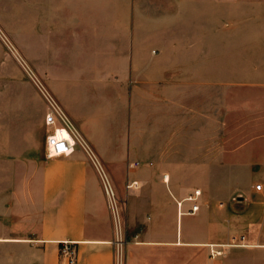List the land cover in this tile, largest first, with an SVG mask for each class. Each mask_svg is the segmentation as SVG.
<instances>
[{"label": "crops", "instance_id": "1", "mask_svg": "<svg viewBox=\"0 0 264 264\" xmlns=\"http://www.w3.org/2000/svg\"><path fill=\"white\" fill-rule=\"evenodd\" d=\"M94 1L82 24L106 21L114 64L57 98L136 225L119 236L81 147L45 158L43 116L38 161L0 165L31 171L0 202V264H68L64 243L75 264H115L117 247L125 264H264V0ZM103 82L121 104L98 98Z\"/></svg>", "mask_w": 264, "mask_h": 264}, {"label": "rangeland", "instance_id": "2", "mask_svg": "<svg viewBox=\"0 0 264 264\" xmlns=\"http://www.w3.org/2000/svg\"><path fill=\"white\" fill-rule=\"evenodd\" d=\"M94 3V0H0V165L9 164L13 155L18 162L26 159L37 162L41 155L42 122L48 102L40 83L60 105L57 94L61 84L73 87L80 82H96L114 64L113 59L105 57L114 46L104 34L108 29L106 21L96 19L98 24L95 20L91 26L82 24L90 22L85 17ZM127 9L125 6V17L127 12L129 17L134 15ZM97 86L101 91L96 92L99 99L121 104L120 87L114 86L118 87L117 92L111 91L106 82ZM112 114L108 112L109 117ZM108 129L112 131L114 127ZM97 133L101 131L98 129ZM30 173L21 168L0 167V202L8 200L13 180L20 182ZM192 173L188 179L195 181L199 172ZM209 173L217 179L218 172ZM232 174L239 179L246 176L245 172H226L227 178ZM130 205L117 202L115 208V226L123 240L128 228L136 225L129 222ZM136 215L135 212L131 217Z\"/></svg>", "mask_w": 264, "mask_h": 264}, {"label": "built area", "instance_id": "3", "mask_svg": "<svg viewBox=\"0 0 264 264\" xmlns=\"http://www.w3.org/2000/svg\"><path fill=\"white\" fill-rule=\"evenodd\" d=\"M48 106L47 111L44 115V124L46 126V135H45V148H44V156L45 158H55L59 156H69L73 153L74 148L79 146L81 147L88 157L93 161V163L97 164L98 170L103 182V186L105 189V193L107 196V203L108 207L111 211L114 226L116 223V214L115 208L117 210V200L114 193V190L105 174V172L102 170L100 165L98 164V161L92 152L91 148L87 145L81 144V141H79L80 138L77 137V130L74 132L71 131V122L69 123L66 119L65 111L61 109V106L54 101L53 99H50L48 96H46ZM64 127L68 130V135L64 136L59 133V130ZM133 165H138V162L133 163ZM166 177V176H165ZM135 183V182H134ZM254 188L256 190L261 189V184L256 183L254 185ZM200 196V190H194L193 194H190L186 197V200L191 202V205L187 210H184L182 213L184 214H193L195 213L199 205L197 203L198 197ZM180 203H178V206L180 207ZM116 228V226H115ZM243 237H240V240H242ZM264 239V237H263ZM234 243V241H233ZM59 252L61 255L65 256L67 259L68 264H75L76 260V250L74 247H72L68 243L62 244V246L59 249ZM220 254V251L212 250L211 255H218ZM123 261V251L121 247H117L115 249V264H122Z\"/></svg>", "mask_w": 264, "mask_h": 264}, {"label": "bare ground", "instance_id": "4", "mask_svg": "<svg viewBox=\"0 0 264 264\" xmlns=\"http://www.w3.org/2000/svg\"><path fill=\"white\" fill-rule=\"evenodd\" d=\"M40 89H41V91L44 93V95L45 96H48L50 99H53L54 100V97L51 95V93L46 89V88H44L43 86H42V84L40 83V87H39ZM55 101V100H54ZM61 109L63 110V108L61 107ZM64 111V110H63ZM65 115H66V119H68L67 121L71 124L70 126H71V131H75V130H77L76 129V127L74 126V124L72 123V121H71V119L68 117V115L65 113ZM64 128V127H63ZM65 130H66V132L68 133V130L66 129V128H64ZM77 137L78 138H80L79 139V141H81V144H84V145H87L88 147H90L89 146V144L85 141V139L82 137V135L77 131ZM97 159V158H96Z\"/></svg>", "mask_w": 264, "mask_h": 264}]
</instances>
